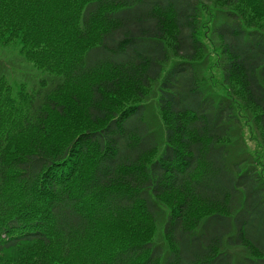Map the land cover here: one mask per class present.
<instances>
[{
  "label": "trees",
  "instance_id": "16d2710c",
  "mask_svg": "<svg viewBox=\"0 0 264 264\" xmlns=\"http://www.w3.org/2000/svg\"><path fill=\"white\" fill-rule=\"evenodd\" d=\"M202 1L0 0V44L51 75H0V264H264L261 163L229 150L237 107L264 136V30L213 20L212 95Z\"/></svg>",
  "mask_w": 264,
  "mask_h": 264
},
{
  "label": "rangeland",
  "instance_id": "374dc122",
  "mask_svg": "<svg viewBox=\"0 0 264 264\" xmlns=\"http://www.w3.org/2000/svg\"><path fill=\"white\" fill-rule=\"evenodd\" d=\"M263 0H203L199 11L198 36L206 45V53L202 62L197 65L198 72L203 76L206 92L212 95L228 94V87L221 81V68L217 64L216 51L218 40L211 31L213 20L224 18L223 12L235 10L241 12L242 19L254 17L257 27L264 30ZM0 75H4L14 85L24 84L33 88L42 78H47L48 72L35 67L20 52V44H0ZM143 98L146 103V120L162 138L163 118L158 110V93L154 86L149 88ZM239 87L235 88V92ZM237 124L234 125L230 135L229 150L238 158L249 162H260V170L264 174V136L255 124L252 115L243 108L237 107ZM162 230L158 222V231L155 240H160ZM232 252H238L233 248Z\"/></svg>",
  "mask_w": 264,
  "mask_h": 264
}]
</instances>
